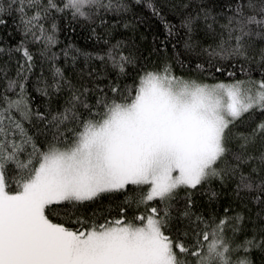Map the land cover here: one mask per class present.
<instances>
[{"label":"snow or ice","instance_id":"6c2138e0","mask_svg":"<svg viewBox=\"0 0 264 264\" xmlns=\"http://www.w3.org/2000/svg\"><path fill=\"white\" fill-rule=\"evenodd\" d=\"M0 264H264V0H0Z\"/></svg>","mask_w":264,"mask_h":264},{"label":"trees","instance_id":"16d2710c","mask_svg":"<svg viewBox=\"0 0 264 264\" xmlns=\"http://www.w3.org/2000/svg\"><path fill=\"white\" fill-rule=\"evenodd\" d=\"M77 43H80V44H83V43H85V41H84L83 37H80V38H79V40L77 41Z\"/></svg>","mask_w":264,"mask_h":264}]
</instances>
